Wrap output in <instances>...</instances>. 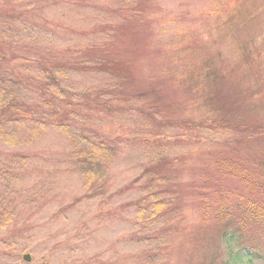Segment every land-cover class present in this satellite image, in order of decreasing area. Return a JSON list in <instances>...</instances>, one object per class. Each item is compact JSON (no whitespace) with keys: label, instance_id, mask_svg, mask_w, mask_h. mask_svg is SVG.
<instances>
[{"label":"rangeland","instance_id":"1","mask_svg":"<svg viewBox=\"0 0 264 264\" xmlns=\"http://www.w3.org/2000/svg\"><path fill=\"white\" fill-rule=\"evenodd\" d=\"M0 19V34L30 59L13 67L29 70L17 107L114 148L88 188L58 127L28 144L0 140V264H264V213L251 220L237 205L248 193L264 202V0H0ZM85 47H103L111 73L74 72L77 55L100 54ZM36 59L59 69L61 102ZM128 81L148 94L141 104L126 95ZM102 87L113 95L91 93ZM222 166L235 173L216 172H230ZM154 172L165 182L148 190L177 197L179 216L153 222L146 206L137 222ZM205 182L218 187L232 226L246 218L236 232L261 257L203 218Z\"/></svg>","mask_w":264,"mask_h":264},{"label":"trees","instance_id":"2","mask_svg":"<svg viewBox=\"0 0 264 264\" xmlns=\"http://www.w3.org/2000/svg\"><path fill=\"white\" fill-rule=\"evenodd\" d=\"M8 29L10 30L9 27ZM93 49H99L98 51L100 52V54L95 57H91L90 55H77V58H74V72L104 75L111 73L110 62H108L103 55L105 49H103V47H96ZM93 49L85 47L81 48L80 50L84 53L90 52ZM18 51L19 50L15 47V43L11 39H9V37H5L0 34V140L10 146L28 144L31 141L37 139L42 133L46 132L50 128L51 124V126L58 127L57 129H60L62 134L65 135L66 139L69 141L70 154L73 161L72 163L75 164L76 168L82 174L86 186L90 188L93 183H95V181H100L104 177V166L108 162H110L111 158L113 157V146H111V144L107 143L105 140L93 142L90 137L86 136L84 133L79 135L78 133L73 132L68 124H55L52 120L46 119L39 114L26 115V112L17 107L19 95L21 93H19V81L22 80V74L28 72L29 70L20 72L17 69L16 72L15 68L13 67L18 63H20L21 66H25V64L30 61L28 57L17 54L16 52ZM83 57H88V59H85ZM38 59H36L33 63L35 64V66H37ZM38 64L40 65H38L40 67V70L37 72V75H43V77L45 78V89L49 92V95L53 98V101L61 102V98L63 96L61 92L62 89L56 86L58 85V83L56 82V75L59 73L57 72L59 71V69L55 68V65H47L44 61L42 64ZM12 68L15 72H13ZM10 70H12V72ZM16 75H18L17 79ZM28 76H31V74L28 73ZM122 81L124 85L125 79L122 78ZM128 83L131 84V87L127 90L132 91H127L126 95L130 96V100H133L137 104H141L142 101L140 100H143V98L147 97L148 94L145 91H140L137 87H135V85H132L131 81H128ZM87 91H85V93H82V95H88ZM91 93L97 94L99 96L113 95L111 89H105V87L99 88L97 91H91ZM146 104L151 105L148 109V111H150L152 109L153 103ZM44 105H50V102H45ZM22 106H24L25 108L28 107L24 104ZM146 113L149 114L147 111ZM25 131L27 133H25ZM156 166L157 165H153L151 167L152 170H154ZM222 169L229 170L230 172H225V170L215 168L216 172L219 170L223 173H235V169L230 166H222ZM163 182H165L164 175L159 172H154L150 176H148L146 182L141 185L143 193L141 198L142 201L139 200L137 202V206L135 209V213L137 215L135 219L137 222H141V220L143 219L142 215L145 212L146 206H149L151 208L149 217L153 218V222H156L158 220L166 222L167 220L172 219V217L179 216L180 210H178L179 208L176 202L177 197H172L169 192H166L162 189L151 191L148 190L151 184L159 185ZM198 191L199 192L197 194L196 202L198 204V207L200 208L203 218H205L206 221L207 219H209L222 222L224 224L221 231L222 237H227L228 234H230L227 232V230H230L232 233H244L245 222L243 221V219L246 218H235L238 227H236V225L232 226L230 224L229 221L232 220L233 216H230L227 210V202L224 201V199L218 194L219 190L218 187H216V184L212 182L201 183ZM160 194H167L169 196H161V198L159 197V199H157ZM148 198L149 201H147ZM238 201H242V205L240 206L237 203L238 208L242 206L243 212L248 211V214L246 215L248 219L257 220L260 219L261 215H263L264 202H257L256 200H252L249 193L245 199L240 198L237 199V202ZM211 210L214 216L212 218H207L210 216L208 215V212ZM260 224L264 225L263 223ZM236 236L238 238L229 236L228 239L233 240L234 242L237 241L239 246H242L241 238L239 237L238 233ZM243 240L248 239L244 237ZM248 245L249 246L243 245V249L247 248L249 250H254L250 251L251 255L254 257L262 256L256 253L254 246L250 244ZM214 260V258L211 259V264H213ZM216 263L217 261L214 262V264ZM219 264H227V262L221 259Z\"/></svg>","mask_w":264,"mask_h":264},{"label":"water","instance_id":"3","mask_svg":"<svg viewBox=\"0 0 264 264\" xmlns=\"http://www.w3.org/2000/svg\"><path fill=\"white\" fill-rule=\"evenodd\" d=\"M22 259L24 261H27V262H29L31 260V258H30V256L28 254L23 255Z\"/></svg>","mask_w":264,"mask_h":264}]
</instances>
